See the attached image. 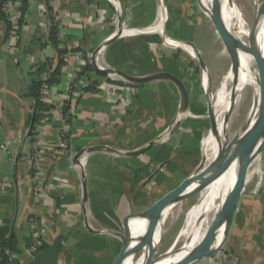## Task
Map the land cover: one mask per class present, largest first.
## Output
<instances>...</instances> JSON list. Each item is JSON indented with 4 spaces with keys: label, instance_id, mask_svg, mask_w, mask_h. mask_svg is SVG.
<instances>
[{
    "label": "crops",
    "instance_id": "1",
    "mask_svg": "<svg viewBox=\"0 0 264 264\" xmlns=\"http://www.w3.org/2000/svg\"><path fill=\"white\" fill-rule=\"evenodd\" d=\"M13 12L21 18L22 32L12 49L8 23L0 15V228L10 229L16 240L8 264H115L124 238L134 239V230L148 212L202 165L203 143L211 127L207 87L203 83L204 92L198 80L191 79L187 41L174 51L163 47L161 31H136L150 24L135 14H147L149 22L160 23L161 0H16ZM55 14L63 19L66 32L63 82L93 66L100 50L98 62L102 54L101 64L130 77L166 72L179 78L188 91L191 112H180V92L170 82L132 84L91 72L90 83L97 82L98 91L79 98L67 154L55 147L60 125L43 126L49 173H59L69 185L53 190L50 200L38 207L31 168L29 88L33 72L47 60L58 62L59 51L51 40ZM120 28L122 35L107 44ZM62 94L54 97L59 100ZM97 146L117 153H92L86 156L84 169L76 165L78 153ZM144 148L148 150L141 156L127 155ZM255 165L263 175L248 178L221 249L237 264H264V149ZM5 179L11 182L3 190ZM30 218L38 221L43 236L37 253L31 251L36 242ZM222 254L197 264H225Z\"/></svg>",
    "mask_w": 264,
    "mask_h": 264
},
{
    "label": "bare ground",
    "instance_id": "2",
    "mask_svg": "<svg viewBox=\"0 0 264 264\" xmlns=\"http://www.w3.org/2000/svg\"><path fill=\"white\" fill-rule=\"evenodd\" d=\"M203 1L204 2L202 4V1L199 0L200 5L210 17L213 13V0ZM258 2L260 4L261 0H258ZM240 13L241 12L236 6L234 0H220V17L230 34L237 41V45L231 50L234 64L226 76V90L224 98L221 99L215 106V111L217 113L215 114V118L217 120V132L210 133L203 165L200 171L194 175L196 178L198 176H202L204 172L208 171L206 178L203 181L204 183H207L206 181L209 180L214 173H220L221 165L216 164L215 161L222 153V143H225L224 141L226 140L227 130L229 127L228 118L232 108L238 103L243 88L251 82L254 85L252 109L248 125L243 131L242 136L245 135V133L257 120L263 101V81L258 55H264V32L261 36L255 34L252 27ZM166 19L167 14L165 4L162 0L161 20L157 28H155V30L161 31V34L164 32ZM125 34L129 33L126 32ZM167 42L172 43L171 41ZM261 142L255 148V154H259ZM252 165L253 163L251 166ZM237 166L238 164L235 163L222 177L219 178L218 176V178L214 180L212 190L209 194L205 196L196 208L188 212L184 229L181 231L179 236L180 240L183 239L184 241L181 248L179 250H175V248L172 249L162 258L155 261V264H173L184 258L195 247L206 242L221 239L223 236L221 209L223 206L228 205L230 194L236 181ZM248 178L249 173L246 176V182L248 181ZM196 189L197 187H193L192 189H189V192ZM180 203H182V201H179L177 205ZM170 211L171 209L165 211L155 222L142 242L137 260L136 258H130L125 264H146L152 247H156L158 237L161 235L165 222L169 218L171 213ZM210 226L213 227V230L212 233L208 234L207 230ZM146 229L147 226L145 221L136 238L144 236Z\"/></svg>",
    "mask_w": 264,
    "mask_h": 264
},
{
    "label": "rangeland",
    "instance_id": "3",
    "mask_svg": "<svg viewBox=\"0 0 264 264\" xmlns=\"http://www.w3.org/2000/svg\"><path fill=\"white\" fill-rule=\"evenodd\" d=\"M163 1L165 4L166 14L168 16L167 23L165 26L166 31L167 33L173 34V38L172 37L169 38L167 37L166 31L163 32L164 33V35L162 34L163 38L172 42V43L164 42L163 47L171 48L172 50L176 51V50H181L180 47H183L182 41L188 42V45H190L191 50L187 49L188 53L190 54V55L187 54V58L193 64L192 75H194V77L191 79L192 81H195V79H197L198 80L197 85L202 86V88H203V83H205L207 87L206 90L210 93V98L213 103V112L214 114H217L215 111V106L216 104H218V102L221 99L224 98L225 90H226V84H225L226 76L232 68L233 57L231 53L229 54L227 47L222 41L215 26L213 25L211 18L208 16L207 12L202 8L199 0H163ZM201 1L203 4L204 1L203 0ZM234 1L236 6L241 12L240 13L241 16L246 19L248 24L252 27L254 33L261 36L264 32V18L263 16L259 17L257 15L255 0H234ZM161 6H162V0H161ZM135 15H137V17L138 16L140 17L142 23H145L146 25L150 24V26H147L145 28L137 29L136 31H138L139 34L146 33V31L148 30L155 31L154 29L159 24V22L157 21L154 23L149 22L147 20V16H148L147 14L139 13ZM194 51L195 52L197 51V53H199L197 55H199L203 60L202 62L206 64V70L202 69L201 66L202 64L197 59L196 57L197 55ZM99 58L100 59L98 65L105 67V69H109L104 64H101L103 61L101 60L103 58L102 54L99 56ZM45 77L46 76H44V78ZM112 78H116V76ZM162 82H169V81H162ZM206 82H208V84ZM210 82L213 85L212 84L210 85ZM253 92H254V85L251 82L250 84H248L243 88L238 103L234 106L235 108L234 107L232 108L228 118L229 127L227 130L228 132H227L226 140L224 141L225 143H222L223 150L221 155L216 159L215 163H220L223 160L222 158L226 157L228 153L232 152L237 146L242 131L244 130V128L246 129L248 125V121L252 109V103L254 99ZM180 98H181V94H180ZM180 100H181V103L179 105L180 112H191L190 100H189V107L186 110H184L182 107V98ZM208 109H209V103H208ZM207 112L209 111L207 110ZM210 124L211 127L209 129V132L206 134V138L203 143L204 155H205L209 135L212 132V123ZM169 132H171L170 129H168V133ZM257 159L253 162L251 169H249L248 171L249 177L251 176V174L256 175L261 172L255 165ZM261 175H263L262 172ZM218 176L219 173H214L211 176V178L206 181L207 183H212L208 188H206L205 190L202 189L194 190V193H192L182 203L171 209L169 218L166 220L161 235L158 237V241L156 243V247L154 250V256L152 259L153 263L159 260L160 258H162L172 249L175 248V250H179L181 246L184 244L183 239L180 240L179 236L181 231L184 229V225L187 219V214L189 211L196 208L202 202L205 196L209 194V192L212 190V185L214 183V180L218 178ZM144 223L145 220L140 227L134 230L133 232L134 239L136 238L137 234L141 230ZM211 231H212V226L208 228L207 233L209 234L211 233ZM138 257H139V253L135 256L136 260Z\"/></svg>",
    "mask_w": 264,
    "mask_h": 264
},
{
    "label": "water",
    "instance_id": "4",
    "mask_svg": "<svg viewBox=\"0 0 264 264\" xmlns=\"http://www.w3.org/2000/svg\"><path fill=\"white\" fill-rule=\"evenodd\" d=\"M255 6H256L257 15L259 17L263 16L264 15V0H261L260 4H258L257 0H255ZM219 12H220V0H213V13L210 16V18L230 54L231 50L237 45V41L228 31L227 27L225 26L223 20L220 17ZM164 32H165V29H164ZM122 33H123V30L120 28L118 33L111 40H109L107 44H110L111 42L119 38L122 35ZM163 40L164 42L168 41L164 38ZM188 46L190 47V45ZM99 52L100 50L96 52L94 59L92 61L94 70L99 75L105 76V77H115L116 76L132 84H146V83H151V82H156V81L172 82L179 89V92L182 98L183 109L186 110L189 107L188 91L184 83L176 76L164 72V73H159V74H155V75L144 77V78H134L120 71H116L112 69H103L98 65L97 55L99 54ZM195 53L196 55L199 54L197 53V51ZM196 57L201 62L202 69L206 70V65L202 62L203 61L202 58L199 55H197ZM258 57L260 60L261 74H262V81H263V101H262L259 116L257 120L255 121V123L245 133V135L242 136L243 131L245 130L244 128V130L241 133L242 137L239 138L240 140L236 148L234 149V151L228 153V155L224 157L220 163H216V164L221 165L219 178L222 177L225 173H227L235 163L238 164L237 173H236V181L231 191L228 205L223 206L221 209V219H222V228H223L222 235L223 236L221 237L220 240L217 239L212 242H206V243H203L195 247L184 258H182L181 260L173 264H197L204 259L214 258L217 255V253L222 249V247L224 246V244L226 243L230 235V232H231V229L234 223L235 214L239 210L240 199L242 195L244 194L246 176L248 174L249 169L251 168V164L258 158V156L262 154L263 149H264V55L259 54ZM233 64H234V61H232V66ZM207 94L209 98V113H210V119L212 123V132L216 133L217 123H216L215 114L213 112V103L211 101L210 93L208 91H207ZM32 128H33V125H31L30 131H32ZM260 142H261L260 152L259 154H255L254 150ZM147 150L148 148H144L136 152L129 153L127 155L131 157H138V156L143 155ZM96 152L117 153L115 150H112L106 146H97L93 148H87L75 156L76 165L81 166L80 159L82 157L87 156L92 153H96ZM202 165L180 187H178L173 193H171L162 202H160L158 205L152 208L150 212H148V214L145 217L147 229H146L144 236L140 238H136V239H130L128 237L124 238L125 245H124L123 253L121 254L120 258L117 260L115 264H125L128 259L135 258V256L139 253V249L142 245L143 240L148 235L149 231L151 230L155 222L163 215L165 211H167L168 209H172L173 207L177 205L179 201L183 202L192 193H194V191L189 192V189H192L193 187H197V190L198 189L205 190L212 184V183L203 182L208 173L207 170H206L207 172H204L202 176H198L195 178L194 175H196L200 171ZM83 186H84V202H87L88 193H87V184L85 181L83 183ZM212 230H213V227H212ZM154 250L155 248L153 246L149 253L146 264L153 263L152 259L154 256Z\"/></svg>",
    "mask_w": 264,
    "mask_h": 264
},
{
    "label": "built area",
    "instance_id": "5",
    "mask_svg": "<svg viewBox=\"0 0 264 264\" xmlns=\"http://www.w3.org/2000/svg\"><path fill=\"white\" fill-rule=\"evenodd\" d=\"M16 0H3L2 2V12L5 14L8 23V45L12 49L14 48L20 38L22 32L21 18L18 15L14 14ZM53 24L57 27V42L59 50H66V32L63 24V19L59 15L52 16ZM57 63L51 61L49 65V71L52 72L56 69ZM105 69V67L101 66ZM47 79V75H45ZM64 83V87L61 90V85ZM61 85L59 86H50L44 84L41 90V99L45 104L53 107L51 110V121L49 119L43 120L35 128V137L37 142L33 146V157H32V178H33V188H34V200L35 204L39 207L45 202L50 200V194L53 190H63L66 189L69 183L64 180L62 175L59 173H49L47 167V152L48 145L44 142L41 137L44 132V124L46 125L49 122H54L60 125L57 141L55 147L58 153L65 155L68 153L71 142L70 135V125L73 121L75 111L77 109V104L79 98L85 93L84 89L90 86V82L87 78L82 77V72L75 74L74 76L66 78ZM61 91L63 94L60 96V99L55 98V94H58ZM57 162V161H56ZM81 168L85 167L86 156L80 159ZM58 163V162H57ZM56 163V164H57ZM53 180L56 184L53 185L50 180ZM10 180L5 179L3 182V190L10 186ZM29 225L31 227V233L35 239V244L31 248L32 253H36L39 248L41 241H43V236L41 233V228L38 221L35 218H30ZM223 253L221 258L225 264H237V259L231 255H224L225 253L220 250L218 252Z\"/></svg>",
    "mask_w": 264,
    "mask_h": 264
},
{
    "label": "trees",
    "instance_id": "6",
    "mask_svg": "<svg viewBox=\"0 0 264 264\" xmlns=\"http://www.w3.org/2000/svg\"><path fill=\"white\" fill-rule=\"evenodd\" d=\"M2 2L0 0V15L1 17L8 23V20L5 14L2 12ZM22 25V22H21ZM9 27V23H8ZM57 27L53 25L51 30V40L58 48L57 42ZM59 58L57 62V67L54 71H49V65L51 64L50 60L40 66L35 72H33V82L29 88V97L33 101V113L30 117L29 126L33 125L32 131H30V139L32 143L37 142L36 135L34 134L35 128L45 119H49L51 121V110L53 107L42 102L41 99V90L44 84H48L50 86H59L63 83V67H64V57L66 55V50H59ZM95 72L94 67L89 65L83 72L82 77H85L90 82V73ZM47 75V79L44 80V76ZM97 82L90 83V86L84 89L85 92L95 93L97 92ZM34 152V151H33ZM15 237L11 233V230L8 228H0V264H8V255L10 251L13 249L15 245ZM40 250V248H39ZM38 250V251H39ZM37 251V252H38ZM36 252V253H37Z\"/></svg>",
    "mask_w": 264,
    "mask_h": 264
}]
</instances>
